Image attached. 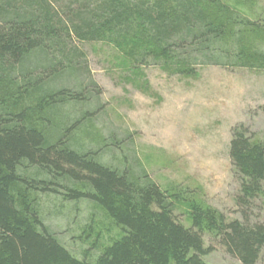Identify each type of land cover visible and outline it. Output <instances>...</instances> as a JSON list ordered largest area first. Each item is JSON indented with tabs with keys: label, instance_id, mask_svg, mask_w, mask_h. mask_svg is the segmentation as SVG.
Returning a JSON list of instances; mask_svg holds the SVG:
<instances>
[{
	"label": "trees",
	"instance_id": "16d2710c",
	"mask_svg": "<svg viewBox=\"0 0 264 264\" xmlns=\"http://www.w3.org/2000/svg\"><path fill=\"white\" fill-rule=\"evenodd\" d=\"M263 33L223 0H0V264H207L215 247L205 245L204 234L241 264H257L264 222L251 218L264 201V139L243 124L232 129L229 156L242 219L229 220L186 192L164 191L145 171L103 163L109 145L77 150L76 132L99 107L72 122L59 110L100 97L95 81L77 78L86 66L76 42L111 38L137 66L152 61L191 76L198 57L264 67V54L253 46ZM31 97L37 103L25 107ZM32 167L46 179L20 173ZM34 191L93 202L122 235L95 261L79 259L43 222ZM181 203L189 204V227L175 215Z\"/></svg>",
	"mask_w": 264,
	"mask_h": 264
},
{
	"label": "rangeland",
	"instance_id": "374dc122",
	"mask_svg": "<svg viewBox=\"0 0 264 264\" xmlns=\"http://www.w3.org/2000/svg\"><path fill=\"white\" fill-rule=\"evenodd\" d=\"M223 1L264 27V0ZM75 45L82 49L86 66L77 78L84 82L92 79L100 90L99 99L86 106L70 104L59 110L72 122L81 113L99 107L93 120L76 132L72 141L75 148L109 145L101 152L103 163L145 171L168 193L186 192L189 198L205 202L229 220L242 219L235 204L238 184L229 144L232 129L239 124L255 138L264 139V67H240L225 56L198 57L196 73L183 76L152 61L137 66L123 52L122 44L111 38ZM253 46L264 54V33ZM216 59L224 64L216 63ZM36 100L31 97L23 105L33 107ZM37 171L35 167L20 169L25 177L46 179ZM31 195L45 225L79 259L95 261L122 235L93 202L69 201L50 192L34 191ZM189 209L188 203L175 209L178 220L188 227ZM251 221L264 222V201L253 208ZM204 240L206 246L215 247L204 258L207 264H241L209 234H204ZM257 264H264V253Z\"/></svg>",
	"mask_w": 264,
	"mask_h": 264
}]
</instances>
